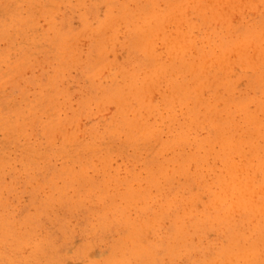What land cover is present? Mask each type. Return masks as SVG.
Returning a JSON list of instances; mask_svg holds the SVG:
<instances>
[{
    "label": "rangeland",
    "instance_id": "obj_1",
    "mask_svg": "<svg viewBox=\"0 0 264 264\" xmlns=\"http://www.w3.org/2000/svg\"><path fill=\"white\" fill-rule=\"evenodd\" d=\"M221 1L0 0V264H264V0Z\"/></svg>",
    "mask_w": 264,
    "mask_h": 264
},
{
    "label": "bare ground",
    "instance_id": "obj_2",
    "mask_svg": "<svg viewBox=\"0 0 264 264\" xmlns=\"http://www.w3.org/2000/svg\"><path fill=\"white\" fill-rule=\"evenodd\" d=\"M196 1L198 2L199 0H195V2H196ZM222 1H223V0H222ZM222 1H221V2H222ZM204 2H205V1H204ZM227 2H228V1H227ZM200 3H201V2H200ZM223 3H224V2H223ZM228 3H230V2H228ZM228 3H227V4H228ZM193 4H194V3H193ZM198 4H199V3H198ZM219 4H220V2H219ZM168 5H169V4H168ZM200 5H201V4H199V6H198L199 8H198V9L201 8ZM220 5H222V4H220ZM205 6H206V5H205ZM214 6H215V5H214ZM214 6H213V7L211 6V12L213 11L212 8H214V10L216 9ZM217 6H218V5H217ZM55 7H56V6H55ZM224 7H225V6H224ZM137 8H138V7H137ZM177 8H178V7H177ZM180 8H181V7H180ZM118 9H119V8H118ZM188 9H189V8H188ZM188 9H187V10H188ZM201 9H202V8H201ZM201 9H200V11H201ZM204 9L206 10L207 8H204ZM204 9H202V10H204ZM177 10H178V9H177ZM180 10H181V9H180ZM180 10H179V12H182V11H183V10H181V11H180ZM195 10H196V9H195ZM205 10L202 11V13L205 12ZM216 10H217V11H216ZM216 10H215V12H216L217 15H218V11H219L220 9L218 10V7H217ZM220 11H221V10H220ZM215 12H214V13L212 12V13H213V14H212V17H214V16L217 17V15H216ZM203 14H204V13H203ZM208 14H209V13H208ZM219 14H220V12H219ZM159 15H160V14H159ZM181 15H183V14H181ZM199 15H200V14H199ZM213 15H214V16H213ZM222 15H223V13H222ZM170 16H171V15H170ZM172 16H173V14H172ZM174 16H175V15H174ZM184 16H185V15H184ZM184 16H183V17H184ZM218 16H219V15H218ZM223 16H224V15H223ZM223 16H222V17H223ZM183 17H182V18H183ZM216 17H215V19H216ZM223 18H224V17H223ZM223 18H222V19H223ZM239 18H240V17H239ZM173 19H174V18H173ZM183 19H184V18H183ZM215 19H213V20H215ZM178 20H179V19H178ZM180 20H182V19H180ZM216 20H217V19H216ZM223 20H225V19H223ZM250 20H251V19H250ZM170 21H172V19H171ZM162 22H165V21H162ZM199 22H200V21H199ZM209 22H210V21H209ZM152 23H153V22H152ZM158 24H159V22H158ZM147 25H148V24H147ZM147 25H146V26H147ZM160 25L162 26V23H160ZM223 25H224V24H223ZM131 26H132V25H131ZM146 26H145V27H146ZM149 26H150V25H148L147 28H148ZM165 26H167V25H165ZM142 27H144V26H142ZM142 27H141V28H142ZM155 27L157 28V26H155ZM178 27L180 28L179 25H178ZM147 28H144V29L147 30ZM162 28H163V27H162ZM208 28H209V27H208ZM222 28H223V27H222ZM230 28H231V27H230ZM160 30H162V29L159 27V31H160ZM141 31H142V29H141ZM143 31H144V30H143ZM149 31H150V30H149ZM149 31H146V32H147V36H148V34L150 35V33H148ZM206 31H207V30H206ZM146 32L144 33V37H143L144 39H143V41L146 40L147 42L144 41V46H146L145 43H148V38L145 36ZM152 33H153V31H152ZM180 33H181V32H180ZM196 33H197V32H196ZM232 33H233V32H232ZM142 34H143V32H142ZM153 34H154V33H153ZM179 35H180V34H179ZM224 35H225V34H224ZM262 35H263V34H262ZM150 36H151V35H150ZM145 37H146L147 39H146ZM148 37H149V36H148ZM151 37H152V36H151ZM151 37H150V38H151ZM168 37H169V36H168ZM250 37H251V36H250ZM228 38H229V37H228ZM255 38H256V36H255ZM259 39H261V38H259ZM166 40H167V39H166ZM143 41H142V42H143ZM149 41H151V40L149 39ZM255 41H256V40H255ZM246 42H247V41H246ZM246 42H242V45H241V46H243V47H241V48H244L245 50H248V49H246V47L244 46V44L246 45ZM197 43H198V41H197ZM150 44H151V42H150ZM150 44L148 43L147 46H149ZM238 44H239V43H238ZM251 44H253V43H251ZM251 44H249V45L251 46ZM142 45H143V43H142ZM151 46H152V45H151ZM175 46H176V45H175ZM234 46H235V45H234ZM236 46H237V44H236ZM246 46H247V45H246ZM252 46H253V45H252ZM182 47H183V48H186V47H184V46H182ZM182 47H181V49H182ZM231 47H232V46H231ZM237 47L240 48V45H238ZM179 48H180V47H179ZM232 48H233V47H232ZM248 48H249V47H248ZM147 49H148V47H147ZM159 49H160V48H159ZM191 49H192V48H191ZM233 49H234V48H233ZM252 49H253V48H252ZM145 50H146V49H145ZM235 50H237V49L235 48ZM239 50H241V49H239ZM242 50H243V49H242ZM255 50H256V49H255ZM181 51H182V50H181ZM192 51H194V50H192ZM233 51H234V50H233ZM237 51H238V50H237ZM238 52H239V51H238ZM243 52H244V50H243ZM246 52H247V51H246ZM246 52H244V53L246 54ZM172 53H173V52H172ZM239 53H240V55H241L242 51L239 52ZM244 53H243V54H244ZM243 54H242V55H243ZM245 54H244V55H245ZM171 55H172V54H171ZM236 55H237V54H236ZM242 55H241V56H242ZM260 55H261V54H260ZM169 56H170V55H169ZM186 56H187V55H186ZM213 58H214V57H213ZM221 58H222V57H221ZM221 58H220V59H221ZM243 58H245V57H243ZM207 63H208V62H207ZM243 63H244V62H243ZM240 64H241V63H240ZM249 64H250V63H249ZM192 66H193V65H192ZM242 66H243V65H242ZM193 67H194V66H193ZM193 67H191V68L193 69ZM202 67H203V66H202ZM222 67H223V66H222ZM182 68H183V67H182ZM206 68H207V67H206ZM193 70H194V69H193ZM196 70H197V69H196ZM207 70H208V69H207ZM224 70H225V69H224ZM202 71H203V70H202ZM193 72H194V71H193ZM198 72H199V71H198ZM105 73H106V72H105ZM202 73H203V72H202ZM222 73H223V72H222ZM206 74H207V73H206ZM217 74H218V73H217ZM102 75H103V74H102ZM200 76H201V75H200ZM198 78H199V77H198ZM210 79H211V77H210ZM218 84H219V83H218ZM132 89H133V88H132ZM98 90H99V89H98ZM139 92H140V91H139ZM134 93H135V92H134ZM191 93H192V92H191ZM216 93H217V92H216ZM172 94H173V93H172ZM108 96H109V95H108ZM212 97H213V96H212ZM200 99H201V98H200ZM137 100H138V99H137ZM153 100H154V99H153ZM230 100H231V99H230ZM190 103H191V102H190ZM203 103H204V102H203ZM197 104H198V103H197ZM197 104H196V105H197ZM251 104H252V103H251ZM222 107H223V106H222ZM248 108H249V107H248ZM249 109H250V108H249ZM39 110H40V109H39ZM222 112H223V111H222ZM4 114H5V113H4ZM4 114H3V115H4ZM185 114H186V113H185ZM248 114H249V113H248ZM224 115H225V114H224ZM5 116H6V115H5ZM3 117H4V116H3ZM191 117H192V116H191ZM212 117H213V116H212ZM229 117H230V116H229ZM237 117H238V116H237ZM262 117H263V116H262ZM11 119H12V118H11ZM217 119H218V118H217ZM171 120H172V119H171ZM187 121H188V120H187ZM196 121H197V120H196ZM214 121H215V120H214ZM237 123H238V122H237ZM242 123H243V122H242ZM247 124H248V123H247ZM249 124H250V122H249ZM239 126H241V124H240ZM239 126H238V127H239ZM246 126H247V125H246ZM59 127H60V126H59ZM216 127H217V126H216ZM232 129H233V128H232ZM261 129H262V128H261ZM19 130H20V129H19ZM134 130H135V129H134ZM226 133H227V132H226ZM231 133H232V132H231ZM8 134H10V133H8ZM229 134H230V133H229ZM245 136H246V135H245ZM23 138H24V137H23ZM66 138H67V137H66ZM71 139H72V137H71ZM19 141H21V140H19ZM225 141H226V140H225ZM242 142H243V141H242ZM4 143H5V141H4ZM158 143H159V142H158ZM234 143H235V142H234ZM22 144H23V143H22ZM218 144H219V143H218ZM229 144H230V143H229ZM4 145H5V144H4ZM226 145H227V144H226ZM23 146H24V145H23ZM198 146H199V145H198ZM206 146H207V145H206ZM21 147H22V146H21ZM26 147H27V146H26ZM26 147H25V148H26ZM227 147H228V145H227ZM229 147H230V146H229ZM229 147H228V148H229ZM154 148H155V147H154ZM228 148H227V149H228ZM232 148H233V147H232ZM235 148H236V146H235ZM24 150H25V149H24ZM239 150H240V149H239ZM237 152H239V151H237ZM260 152H261V151H260ZM32 153H33V152H32ZM241 153H242V151H241ZM0 154H1V153H0ZM209 155H210V154H209ZM232 156H233V155H232ZM226 157H227V156H226ZM239 158H240V157H239ZM209 159H210V158H209ZM242 160H243V159H242ZM242 160H241V161H242ZM238 161H239V160H238ZM241 164H242V163H241ZM215 166H216V165H215ZM233 166H235V165H233ZM230 167H231V166H230ZM239 167H240V166H239ZM205 168H206V166H205ZM231 168H232L231 170H234L233 167H231ZM253 168H254V167H253ZM236 170H237V169H236ZM236 170H235L236 173H238V171H240V170H238V171H236ZM184 172H185V171H184ZM199 172H200V171H199ZM235 172L232 171L233 174H234ZM232 173H231V174H232ZM236 173H235L234 175H236ZM242 173H243V172H242ZM249 173H250V172H249ZM207 174H208V173H207ZM231 174H230V175H231ZM234 175H232V176H234ZM256 175H257V174H256ZM67 176H68V175H67ZM236 176H237V175H236ZM68 177H69V176H68ZM205 178H206V177H205ZM237 178H238V177H237ZM233 179H234V178H233ZM233 179H232V183H233ZM68 180H69V179H68ZM72 180H73V179H72ZM243 180H244V179H243ZM69 181H70V180H69ZM236 181H237V180H236V178H235L234 184H238V181H237V183H236ZM67 185H68V184H67ZM69 185H70V184H69ZM210 185H211V184H210ZM227 185H228V183H227ZM239 185H240V184H239ZM89 186H91V185H89ZM220 186H221V185H220ZM72 187H73V186H72ZM74 187H75V185H74ZM74 187H73V188H74ZM213 187H214V186H213ZM231 187H232V185H231ZM239 187H240V186H239ZM75 188H76V187H75ZM75 188H74V189H75ZM229 188H230V185H228L227 189H229ZM233 188H238V187H233ZM233 188H232V190H233ZM77 189H78V188H77ZM213 189H214V188H213ZM232 190H229V191H232ZM237 190H238V189H237ZM240 190L242 191V189H240ZM240 190H238V191H240ZM105 191H106V190H105ZM105 191H104V192H105ZM222 192H223V191H222ZM227 192H228V191H227ZM91 193H92V192H91ZM229 193H230V192H229ZM231 193H232V192H231ZM233 194H234V193H233ZM236 194H238V193H236ZM89 195H90V194H89ZM240 195L242 196L241 193H240ZM241 196H240V198H241ZM92 198H93V197H92ZM242 199H243V198H242ZM244 199H246V197H245ZM220 201H222V200H220ZM248 201H249V200H248ZM250 201H251V200H250ZM241 202H243V201H241ZM261 202H262V201H261ZM223 203H224V202H223ZM237 203H238V202H237ZM237 203H234V204H237ZM248 203L250 204V202H248ZM248 203H247V201H246V203H244L243 206H244V205H247ZM238 204H239V203H238ZM252 205H253V204H252ZM252 205H250V207H252ZM83 206H85V205H82V207H83ZM244 207H245V206H244ZM250 207H249V210L251 211L252 209H250ZM254 207H255V206H254ZM263 207H264V206H263ZM227 208H228V207H227ZM245 208H246V207H245ZM245 208H244V209H245ZM247 208H248V207H247ZM257 209H258V208H257ZM262 209H263V208H262ZM258 210H259V209H258ZM119 211H120V210H119ZM121 211H122V210H121ZM87 212H89V211H87ZM117 212H118V210H117ZM228 212H229V211H228ZM234 212H235V211H234ZM102 216H103V215H102ZM99 217H100V216H99ZM120 217H122V216H120ZM123 218H124V217H123ZM226 218H227V217H226ZM100 219H101V218H100ZM125 219H127V218H124V220H125ZM218 219H219V218H218ZM127 220H128V219H127ZM126 223H127V222H126ZM129 223H130V222H129ZM123 225H125V224H123ZM130 225H132V224L130 223ZM127 226H128V224H127ZM133 226H134V225H133ZM133 226H132V227H133ZM135 226H136V225H135ZM128 227H129V226H128ZM129 228L132 229L131 227H129ZM129 228H128V229H129ZM135 228H136V227H135ZM133 230H134V229H133ZM138 230H139V229H138ZM184 230H185V229H183V231H184ZM177 231H178V230H177ZM129 232H130V231H129ZM133 233H134V232H133ZM232 238L235 239V236H233ZM232 238H231L230 240H231V241H234V240H232ZM179 244H180V243H179ZM230 245L232 246L233 244L230 243ZM239 246H241V245H239ZM244 246H245V245H244ZM241 247H242V246H241ZM241 247H240V248H241ZM236 248H239V247H236V246H235V249H236ZM240 248H239V251L241 250ZM231 249H234V248H231ZM232 263H233V262H232Z\"/></svg>",
    "mask_w": 264,
    "mask_h": 264
}]
</instances>
